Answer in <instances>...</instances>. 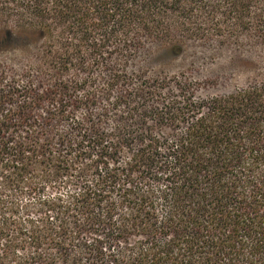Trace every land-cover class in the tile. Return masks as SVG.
Returning a JSON list of instances; mask_svg holds the SVG:
<instances>
[{
  "label": "trees",
  "instance_id": "trees-1",
  "mask_svg": "<svg viewBox=\"0 0 264 264\" xmlns=\"http://www.w3.org/2000/svg\"><path fill=\"white\" fill-rule=\"evenodd\" d=\"M211 36L264 45V0H0L46 84L0 67V264H264V80L144 69Z\"/></svg>",
  "mask_w": 264,
  "mask_h": 264
},
{
  "label": "rangeland",
  "instance_id": "rangeland-1",
  "mask_svg": "<svg viewBox=\"0 0 264 264\" xmlns=\"http://www.w3.org/2000/svg\"><path fill=\"white\" fill-rule=\"evenodd\" d=\"M216 40L215 36L205 42L194 40L176 57H171L163 50H156L149 61L144 57V69L166 75L176 74L182 80L191 81L189 91L201 97L224 94L264 80V45L244 37L242 40L232 37L228 44L218 43ZM32 53L33 48L21 40L8 47L0 46V67L3 68L5 81L10 82L14 78L19 85H24L28 79L31 80L33 89L41 91L46 84L36 76L34 80L31 78L32 67H35L32 64ZM28 69L30 77L26 76L25 71ZM33 72L36 74L35 69ZM19 75L26 78H20ZM80 76L83 77L81 74ZM79 92L80 90L77 93ZM109 124L108 122L107 126Z\"/></svg>",
  "mask_w": 264,
  "mask_h": 264
}]
</instances>
